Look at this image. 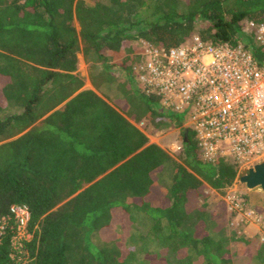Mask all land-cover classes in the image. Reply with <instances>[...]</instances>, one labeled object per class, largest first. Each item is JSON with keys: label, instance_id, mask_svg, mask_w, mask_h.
Instances as JSON below:
<instances>
[{"label": "trees", "instance_id": "1", "mask_svg": "<svg viewBox=\"0 0 264 264\" xmlns=\"http://www.w3.org/2000/svg\"><path fill=\"white\" fill-rule=\"evenodd\" d=\"M198 23L204 42L243 45L264 64L244 31L264 25V0H0V264H264V243L229 235L199 203L230 188L237 165L204 160L189 129L175 158L128 120L182 126L137 86V42L176 48ZM80 51L102 83L123 73L116 108L80 91ZM13 206L30 212L28 240H15Z\"/></svg>", "mask_w": 264, "mask_h": 264}, {"label": "built area", "instance_id": "2", "mask_svg": "<svg viewBox=\"0 0 264 264\" xmlns=\"http://www.w3.org/2000/svg\"><path fill=\"white\" fill-rule=\"evenodd\" d=\"M247 26L264 46V25ZM141 46L144 61L134 67L137 86L158 95L167 111L182 115L183 130L195 134L204 160L225 158L239 171L264 161V64L243 45L214 46L198 34L169 50L145 41ZM172 144L169 150L176 153L183 143ZM245 205L240 198L236 210ZM11 213L18 229L27 227V207L13 206ZM247 215L261 226L264 243V217L253 211Z\"/></svg>", "mask_w": 264, "mask_h": 264}, {"label": "rangeland", "instance_id": "3", "mask_svg": "<svg viewBox=\"0 0 264 264\" xmlns=\"http://www.w3.org/2000/svg\"><path fill=\"white\" fill-rule=\"evenodd\" d=\"M87 4L92 5L93 3L90 1H86ZM76 29L79 31L80 27L75 20ZM203 27L201 23L196 25V31H198ZM244 31L247 33H253L250 27L245 26ZM143 42V41H142ZM142 42H137L138 45H141ZM102 68L88 61L84 56L83 52L80 51L78 54V66L76 72L73 73L79 80L82 81L83 86L82 90H91L95 92L97 95L103 97L107 102L112 105H119L122 96V89L118 88V84L122 83L125 78L123 77V73L119 70H111L110 73L113 77V82L102 83V78L100 77ZM64 105H60L57 109H61ZM139 127L146 131V134L149 135L150 143L156 144H172V138L180 136L179 141L182 142V132L183 126L178 125H170L164 129L163 132L158 136V132H156L152 127H145V125H141V123H137ZM166 149V145H163ZM182 149V148H181ZM170 155L177 157L179 152L173 153L169 149H166ZM241 171H239L240 174ZM238 174V175H239ZM238 179V177H237ZM236 179L235 183L228 189L223 192L215 191L211 188L206 190L207 198L204 200H200L199 203L201 205L206 204L207 209L211 212H218L220 214V218L222 219L225 227L229 233L237 234V237H246L251 239L259 240L262 243L261 236L262 231L261 226L257 223H253L251 216L248 217L247 214H250L251 211L255 212L256 215L264 217V192L261 190H249L244 184L240 183ZM245 200V207L243 209L240 207L239 210H236V206L238 200L242 198ZM223 205H226V210L221 212V209H225ZM233 208V209H232ZM220 209V210H219ZM219 210V211H218ZM218 214V215H219ZM248 221L247 223H245ZM31 238V234L28 233L27 229L24 227H20L17 231V235L15 240L21 242L22 240H28ZM239 247L237 241H232L231 249L233 252H236ZM233 264H249L247 259L235 256L233 258Z\"/></svg>", "mask_w": 264, "mask_h": 264}, {"label": "water", "instance_id": "4", "mask_svg": "<svg viewBox=\"0 0 264 264\" xmlns=\"http://www.w3.org/2000/svg\"><path fill=\"white\" fill-rule=\"evenodd\" d=\"M237 180L249 190H261L264 192V161L253 168L243 169Z\"/></svg>", "mask_w": 264, "mask_h": 264}, {"label": "crops", "instance_id": "5", "mask_svg": "<svg viewBox=\"0 0 264 264\" xmlns=\"http://www.w3.org/2000/svg\"><path fill=\"white\" fill-rule=\"evenodd\" d=\"M101 97V96H100ZM103 98V97H102ZM104 99V98H103ZM105 100V99H104ZM109 103V102H108ZM110 104V103H109ZM110 105H112V104H110ZM113 107H115V105H112ZM116 108V107H115ZM128 120L135 126V127H137L140 131H142L146 136H147V138H148V140H149V135L148 134H146V131H143L140 127H139V125L137 124V123H141V125H145L144 123H145V121L144 122H136V121H134L133 119H131V118H129L128 117ZM146 127V126H145ZM159 131H162V130H158V131H156V132H158V136H160V134L161 133H163V132H160L159 133ZM173 140H172V143L176 140V139H180V136H173V138H172ZM149 144H153V143H150V141H149ZM156 145H158L159 147H161L163 150H165L166 152H167V150L166 149H169V147H171L172 145H168V144H163V145H166V149H165V147L162 145V144H158V143H156ZM167 153H169V152H167Z\"/></svg>", "mask_w": 264, "mask_h": 264}]
</instances>
